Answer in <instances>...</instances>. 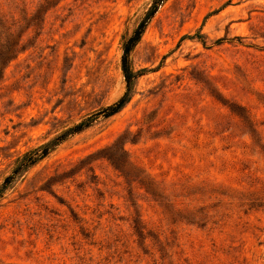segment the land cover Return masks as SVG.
<instances>
[{
	"label": "rangeland",
	"instance_id": "obj_1",
	"mask_svg": "<svg viewBox=\"0 0 264 264\" xmlns=\"http://www.w3.org/2000/svg\"><path fill=\"white\" fill-rule=\"evenodd\" d=\"M150 2L0 0V44L20 40L0 80V185L124 94L121 39ZM132 64L125 107L0 197V264H264V0H166Z\"/></svg>",
	"mask_w": 264,
	"mask_h": 264
},
{
	"label": "trees",
	"instance_id": "obj_2",
	"mask_svg": "<svg viewBox=\"0 0 264 264\" xmlns=\"http://www.w3.org/2000/svg\"><path fill=\"white\" fill-rule=\"evenodd\" d=\"M165 1L166 0H151L149 6L145 9L141 17L138 19V22L134 29L130 33H126L122 36L120 68L125 82L124 94L115 102L83 116L78 122L72 124L70 127H67L61 133L48 140L47 142L42 143L41 145L22 153L15 160L14 167L11 173L5 177L2 184L0 185V197L9 187V185L13 183L17 176H20L22 173L26 172L31 167L36 165L39 161L47 157L59 144L65 141L69 136L78 134L83 130L89 128L98 119H106L117 114L125 107V105L130 101L133 95L137 79L144 73V69L136 70L133 67L132 51L139 43L147 25ZM19 48L20 40L17 38H13L12 35L9 36L6 43L0 44V80L3 77L4 66L8 61L15 57V55L19 51ZM231 110L242 117L243 120L248 124L250 132L254 133L252 125L250 124L247 117H245L243 113H241L234 107H231ZM114 147V145L111 146L105 156L108 160H110V162L116 169H118L125 175H129L130 173H132L133 167L130 163L127 162V159L124 156L123 148H120V153H118L116 151H112ZM140 182L141 184L145 183V181L142 179L140 180ZM145 187L147 188V191L151 190V193H154L156 190V188L153 187L150 183ZM134 224L136 232L139 236H141L145 227L141 226L137 221H134Z\"/></svg>",
	"mask_w": 264,
	"mask_h": 264
}]
</instances>
